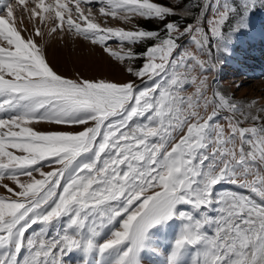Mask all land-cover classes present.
Here are the masks:
<instances>
[{
    "label": "snow or ice",
    "instance_id": "obj_1",
    "mask_svg": "<svg viewBox=\"0 0 264 264\" xmlns=\"http://www.w3.org/2000/svg\"><path fill=\"white\" fill-rule=\"evenodd\" d=\"M193 5L198 15L181 23L192 15L184 0L3 4L0 264H63L81 247L113 253V264H140L148 231L174 216L184 227L170 264L188 247L195 249L192 264H264V105L238 104L212 87L215 79L209 84L213 43L240 9L227 0ZM254 6L242 0L244 11ZM97 15L124 26H102ZM25 20L30 28L20 26ZM57 38L99 47L134 79L60 74L46 53ZM53 165L59 167L43 170ZM222 183L254 196L217 192ZM61 218L63 232L49 238L48 227ZM106 230L109 237L97 244Z\"/></svg>",
    "mask_w": 264,
    "mask_h": 264
},
{
    "label": "rangeland",
    "instance_id": "obj_2",
    "mask_svg": "<svg viewBox=\"0 0 264 264\" xmlns=\"http://www.w3.org/2000/svg\"><path fill=\"white\" fill-rule=\"evenodd\" d=\"M47 2L48 0H46ZM153 2L167 4L168 0H153ZM184 2L188 5V8L192 9V15L187 17V20L191 22L192 17L198 15V10L194 7L193 0H184ZM203 2H208V0H203ZM224 2L225 0H212L213 5L216 3L223 4ZM227 2L236 4L240 11L237 12L235 18L232 20V28L228 29L230 23L226 26L225 35L220 40L219 45L215 42L213 43L211 60L216 67L209 74V84L212 85V81L215 79L216 84L212 85V87L218 88L223 94L238 104L245 105L250 100L255 99L260 105H264V0H254L255 6L247 11H244L241 7L242 0H227ZM0 4V10H2L4 3H1V0ZM98 7V5H93L94 13L98 12ZM209 13H211V6L209 7ZM184 15V12L178 13V17ZM244 18L256 22V28H240L239 23ZM96 22L101 23L102 26H124L118 24L112 18L106 19L101 15H97ZM186 22L181 20V23ZM140 23L144 28H147V26L154 27L153 30L162 28L159 21H141ZM20 26L31 27L27 20ZM126 27L130 29L131 25ZM186 41L187 38L182 43ZM113 47H116L114 42ZM187 47L190 51H195L194 46L190 43L187 44ZM137 50L143 51V47L141 46ZM46 53L51 66L62 75L72 77L79 72L86 78H104L116 82H125L134 79L124 71L121 65L104 55L99 47H93L79 39L75 41L71 38H66L64 41L58 38L52 39L47 45ZM203 59H209V57L205 56ZM140 63L142 62L138 61L137 66ZM137 83H140V81H137ZM236 85H240V87L237 88ZM208 95H212L211 90ZM38 127L42 130H79V128L73 129L66 127L55 129V126L47 124H40ZM87 159H91V156L82 158L81 162ZM57 167L59 166H46L43 170L47 172ZM34 175L40 178L38 174L34 173ZM21 179H26V177H21ZM223 191L233 190L222 189L219 192ZM2 192L3 189H0V193ZM216 215L215 210L210 212V216L214 217ZM65 219L61 218L59 222L52 224L53 227L49 238H54L57 233L63 232ZM183 227L184 221L174 216L172 219L162 221L160 224L151 228L147 233V239L144 242L145 246L139 253L140 264H170L171 253L175 248V242L179 238ZM110 231L106 230L103 235L98 237L97 244L105 241L109 237ZM36 232L38 231L28 232L26 238L30 239ZM81 248L84 249L83 247ZM70 252H67L63 256V264H77L74 261L66 259V256ZM26 254V251L22 252L21 256L23 257ZM194 256L195 249L188 247L183 250L181 256L178 258L177 264H192ZM113 262L114 254L111 252H106L101 255L98 248L90 252L88 264H113Z\"/></svg>",
    "mask_w": 264,
    "mask_h": 264
},
{
    "label": "bare ground",
    "instance_id": "obj_3",
    "mask_svg": "<svg viewBox=\"0 0 264 264\" xmlns=\"http://www.w3.org/2000/svg\"><path fill=\"white\" fill-rule=\"evenodd\" d=\"M2 2L5 3V2H7V0H1V3ZM256 26H257V23L254 22V21L249 20L248 18H244L239 23V27L242 28V29L256 28ZM233 191H235V190H233ZM187 207H188L187 205H179L178 206V211H183V210L187 209ZM42 227H43L42 225L38 224V225H35L33 227V230L34 231H39ZM52 227H53L52 225L48 227V230H47L48 236L51 234ZM66 257H67L66 259L74 261L77 264H88L89 263V259H90L89 252H86L82 248H78V249L72 250L70 252V254L68 256H66Z\"/></svg>",
    "mask_w": 264,
    "mask_h": 264
},
{
    "label": "water",
    "instance_id": "obj_4",
    "mask_svg": "<svg viewBox=\"0 0 264 264\" xmlns=\"http://www.w3.org/2000/svg\"><path fill=\"white\" fill-rule=\"evenodd\" d=\"M225 188L233 189V190H239V191H244V192H246L248 195H253V196H254V194L248 193L247 190L240 189V188H238L236 185L229 184V183H222V184L217 185V186H216V191L221 190V189H225ZM254 198L258 199V197H254Z\"/></svg>",
    "mask_w": 264,
    "mask_h": 264
},
{
    "label": "trees",
    "instance_id": "obj_5",
    "mask_svg": "<svg viewBox=\"0 0 264 264\" xmlns=\"http://www.w3.org/2000/svg\"><path fill=\"white\" fill-rule=\"evenodd\" d=\"M240 15V14H239ZM179 18V17H178ZM183 21H187V22H189V20H183ZM232 25H233V21L232 22H230V26L228 27V29H231L232 28ZM146 29H149V30H153L154 29V27H151V26H147V28Z\"/></svg>",
    "mask_w": 264,
    "mask_h": 264
}]
</instances>
